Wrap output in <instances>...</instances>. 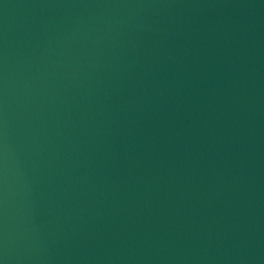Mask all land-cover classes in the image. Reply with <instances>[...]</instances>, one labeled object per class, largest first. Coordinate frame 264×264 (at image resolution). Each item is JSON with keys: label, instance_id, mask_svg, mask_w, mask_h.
I'll use <instances>...</instances> for the list:
<instances>
[{"label": "water", "instance_id": "obj_1", "mask_svg": "<svg viewBox=\"0 0 264 264\" xmlns=\"http://www.w3.org/2000/svg\"><path fill=\"white\" fill-rule=\"evenodd\" d=\"M0 264H264V0H0Z\"/></svg>", "mask_w": 264, "mask_h": 264}]
</instances>
